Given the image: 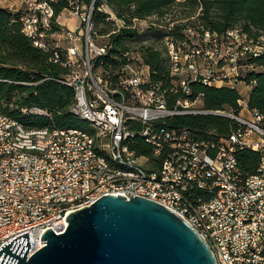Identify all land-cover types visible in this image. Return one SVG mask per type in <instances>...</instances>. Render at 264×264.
<instances>
[{
  "label": "built area",
  "instance_id": "built-area-1",
  "mask_svg": "<svg viewBox=\"0 0 264 264\" xmlns=\"http://www.w3.org/2000/svg\"><path fill=\"white\" fill-rule=\"evenodd\" d=\"M20 1L28 5L20 17L23 34L35 47L52 50V62L67 70L58 82L72 88L70 113L87 130H28L0 114V247L27 233L29 258L44 246L46 230L64 232L68 214L105 195L132 196L179 216L207 244L215 264H264V112L250 110L239 93L236 114L205 111L200 96L189 99L193 83L232 89L245 84L243 70L255 67L242 62L264 56V33L249 36L232 28L219 36L197 24L179 29L182 40L164 36L172 82L160 88L139 56L125 54L128 62L113 79L102 75L109 46L95 44L100 37L93 33L92 8L70 3L78 24L50 32L46 1ZM163 20L134 19L131 28L169 33L172 23L155 22ZM47 37L67 45L51 48ZM184 115L229 119L237 128L201 140L174 125ZM241 150L259 155L255 174H243L236 157Z\"/></svg>",
  "mask_w": 264,
  "mask_h": 264
},
{
  "label": "trees",
  "instance_id": "trees-1",
  "mask_svg": "<svg viewBox=\"0 0 264 264\" xmlns=\"http://www.w3.org/2000/svg\"><path fill=\"white\" fill-rule=\"evenodd\" d=\"M46 1L52 10L50 32H63L56 23L70 3L78 7L92 8L91 24L95 36L109 46L101 58V71L105 78L113 79L114 72L128 62L125 54L132 55L130 45L143 38L154 37L161 41L166 35L182 40L179 29L195 19L204 29L219 36L232 28H240L249 36L264 33V0H53ZM174 6L183 7L187 22L174 24L168 19L166 25L173 24L169 33L153 27L143 33L132 29V20H144L155 16L163 18L171 13ZM188 9V10H186ZM21 13L11 14L0 8V114L5 115L28 130L69 129L87 130L84 122L70 113L74 92L72 88L58 81L67 73L60 63H53L52 50L45 52L32 43L22 32ZM115 21L120 26L111 28ZM102 27V28H101ZM194 27V25H192ZM97 32H95V30ZM114 32V33H112ZM135 56H139L149 68L151 81L160 88L170 86L167 60L151 47L141 46ZM61 55V53H59ZM243 65H253L255 70H243L245 84L250 87L247 106L250 110L264 112V56L246 59ZM98 66V65H97ZM201 97V108L205 111L238 113V92L227 87H207L202 84L190 85V100ZM37 109L45 114L29 113ZM27 110V112H22ZM174 125L187 128L198 139L219 138L237 128L229 119L210 115H184L175 118ZM140 154L146 155L147 151ZM239 166L245 175L255 174L259 155L250 150L236 154Z\"/></svg>",
  "mask_w": 264,
  "mask_h": 264
},
{
  "label": "water",
  "instance_id": "water-1",
  "mask_svg": "<svg viewBox=\"0 0 264 264\" xmlns=\"http://www.w3.org/2000/svg\"><path fill=\"white\" fill-rule=\"evenodd\" d=\"M105 195L68 214L67 227L40 237L27 257L28 234L0 247V264H215L207 244L179 216L143 198Z\"/></svg>",
  "mask_w": 264,
  "mask_h": 264
},
{
  "label": "rangeland",
  "instance_id": "rangeland-1",
  "mask_svg": "<svg viewBox=\"0 0 264 264\" xmlns=\"http://www.w3.org/2000/svg\"><path fill=\"white\" fill-rule=\"evenodd\" d=\"M6 1V3H5ZM181 0H176V2H179ZM5 4H8L9 7H7V9L11 10V11H15V13H21V14H26L27 13V8H28V5L27 4H23L20 0H0V6H4ZM6 6V5H5ZM175 8L173 9V11L171 13H168V15H166V19H175L176 22H182V23H186L187 20L185 19H182L183 17L185 18V14L183 12H187V11H184V8L183 7H179V6H174ZM188 10V9H186ZM116 23H113L111 25V30L112 28H115V26H120V23L115 21ZM157 24H160V25H164L166 23L165 20L163 21H155ZM65 24V30H66V26H69L70 29H72L73 27V23L72 22H69L68 25L67 23H64ZM78 24V21H76V25ZM175 24V23H174ZM197 24H200L199 21L195 20V19H192L191 21H189L188 25L189 27L192 26V25H197ZM102 28V27H101ZM237 28V27H236ZM147 29H149L148 27L145 28L143 31L139 32L140 34L147 31ZM240 29V28H238ZM95 32H97L96 29H94ZM241 30V29H240ZM243 32V31H242ZM46 41L48 43V45L51 47V48H55V47H58V48H62V47H65L67 44L65 41H58L56 37H47L46 38ZM104 42L103 39L101 38H95V44L97 46H100L102 45V43ZM141 46H145V47H151L153 48L154 50H157L159 51L162 56L164 57L165 55V50H164V47L162 46V44L157 41L154 37H148V38H143L142 41H139V42H135V43H132L129 47L130 50H132L131 52H133V56H135V52H138V49L141 47ZM165 58V57H164ZM241 92H245V86L243 84H241ZM242 93V94H243Z\"/></svg>",
  "mask_w": 264,
  "mask_h": 264
},
{
  "label": "crops",
  "instance_id": "crops-1",
  "mask_svg": "<svg viewBox=\"0 0 264 264\" xmlns=\"http://www.w3.org/2000/svg\"><path fill=\"white\" fill-rule=\"evenodd\" d=\"M5 3H6V1H5ZM5 5L4 6H0V8L6 10L7 12H9L11 14H15L16 10L15 11H11V10L7 9V7H9V5L8 4H5ZM56 20H57V23H59V26L62 27V28H65V24L64 23H67V25H68L69 22H72L73 23V27H74L76 25V21H77L76 18L71 15L69 10H64L63 12H61V14L57 17ZM67 29H70V27L66 26V30ZM57 40L58 41H63L61 39H57ZM241 84L242 83L237 84L233 89L236 90L239 93V95L244 96V100L247 102V98H248V94H249L250 89H248V87L245 86V90H244L245 92L244 93L241 92V90H240L241 88H239V87H241ZM243 85H245V84H243Z\"/></svg>",
  "mask_w": 264,
  "mask_h": 264
}]
</instances>
